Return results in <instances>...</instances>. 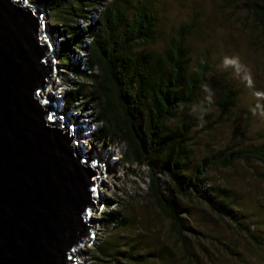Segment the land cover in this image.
I'll list each match as a JSON object with an SVG mask.
<instances>
[{"label":"trees","instance_id":"trees-1","mask_svg":"<svg viewBox=\"0 0 264 264\" xmlns=\"http://www.w3.org/2000/svg\"><path fill=\"white\" fill-rule=\"evenodd\" d=\"M28 1L44 6L57 22V30L51 33L61 37V53L67 52V57L74 46L80 49L82 39L89 40L87 70L81 71L70 63L68 68L76 79L89 82L90 86L74 83L77 88L64 95V109L78 105L86 94L87 103L82 108L94 114L93 142L103 144L113 140L121 144L124 146L121 162L146 169V198L168 221L170 233L187 256H192L188 239L197 232L191 226L189 209L178 205V196L204 200L218 221L228 222L254 245H261L244 223L246 217L236 212L232 193L209 186L205 172L211 168L227 170L238 161H255L264 167V143L236 151H210L199 161L194 158L195 121L208 123L214 107L226 112L236 100V93L228 90L214 105L208 101L200 104L213 71L208 51L194 60L190 57L193 51L189 43L201 31L194 19L161 38L157 30L158 0ZM98 3H104V10L96 23L81 33L72 24L77 20L83 22L86 10ZM221 3L245 13L264 44V0H221ZM65 64L66 59L62 58V65ZM107 203L121 202L107 200ZM120 209L104 216L108 237L115 229L121 235L133 230V221ZM116 248V241H107L91 258L95 264L147 263L140 254L136 256L135 247L128 246L121 254L115 253Z\"/></svg>","mask_w":264,"mask_h":264},{"label":"rangeland","instance_id":"rangeland-1","mask_svg":"<svg viewBox=\"0 0 264 264\" xmlns=\"http://www.w3.org/2000/svg\"><path fill=\"white\" fill-rule=\"evenodd\" d=\"M157 6L159 18L157 30L161 38L189 20L194 19L195 25L201 27V31L196 32L189 43L193 51L190 57L194 60L199 54L208 51L213 76L204 88L200 104L208 101L214 105L228 90L236 93V100L231 109L225 112L214 107L208 123L195 121L197 124L193 133L195 160L199 161L210 151L227 149L236 151L248 145L263 144L264 44L259 39V33L250 18L243 12L224 7L221 0H158ZM42 7L48 14L46 17L48 29L50 32L56 31L57 22L50 17L48 10ZM91 8L86 10V19L83 22L77 20L76 24H72L80 29L81 33L87 26L96 23L105 6L104 3H98ZM72 25L69 27H73ZM52 35L50 39L56 48L54 49L56 65L53 83L47 94L51 100L59 101L60 106L61 100L58 97L77 88L74 83L90 86L89 82L76 79L71 73L72 69L68 68L70 63V66L78 65L80 69L86 70L88 52L85 54L83 50H87L89 40L82 39L80 49L74 46L67 57V52L61 53L60 43L63 41L61 37L56 32ZM158 46L162 47L163 43L159 42ZM75 57L79 61L73 63L72 59ZM62 58L66 59L67 64L62 65ZM88 90L89 88L85 93H88ZM85 95L78 105L74 106V109L79 108L83 113L81 111L74 113L72 109L59 111L60 116L69 117L70 125L84 124L88 127L87 131L82 132L79 142L88 154L87 160L91 157L96 161L100 160L105 169V176L96 187L97 200L103 207L97 215L91 214L96 224V234L94 233L95 239L91 243L80 249L82 263L95 264L91 256L95 254L97 248L107 241H116L115 253L121 254L128 246L135 247L136 256L140 254L146 258V264H264L263 166L255 161L249 163L238 161L230 169L211 168L205 172L209 186L232 193L236 212L246 217L244 223L259 238L262 246L254 245L228 222L218 221L210 214L204 200L197 201L193 197L178 196L176 199L178 205L189 209L192 215L189 219L191 226L197 232L188 239L192 256H187L181 244L170 233L168 221L146 198V169L124 165L120 160L124 151L121 144L113 140L105 141L103 144L92 141L96 124L92 111L82 108L87 103ZM53 96H56V99ZM191 115L194 116L193 113ZM107 200H118L121 203L109 204ZM119 209L125 217L133 221V230L125 231L122 236L120 231L115 229L111 232L113 235L108 237L104 229V216Z\"/></svg>","mask_w":264,"mask_h":264},{"label":"water","instance_id":"water-1","mask_svg":"<svg viewBox=\"0 0 264 264\" xmlns=\"http://www.w3.org/2000/svg\"><path fill=\"white\" fill-rule=\"evenodd\" d=\"M47 15L28 0H0V264H84L91 214L103 207L102 161L87 160L81 128L47 94L56 61Z\"/></svg>","mask_w":264,"mask_h":264},{"label":"clouds","instance_id":"clouds-1","mask_svg":"<svg viewBox=\"0 0 264 264\" xmlns=\"http://www.w3.org/2000/svg\"><path fill=\"white\" fill-rule=\"evenodd\" d=\"M37 6H39V7H41V8H43L42 6H40V5H37ZM43 10H44V8H43ZM53 34V33H52ZM51 33L49 34V39H50V36H53ZM54 40V39H53ZM50 43H51V39H50ZM51 46H52V48H53V51H54V49H56L53 45H52V43H51ZM57 47H59V46H57ZM72 63V62H71ZM56 65V64H55ZM72 66V65H71ZM74 66V65H73ZM54 70H55V68H54ZM54 75H55V73H54ZM66 94V93H65ZM64 94V95H65ZM64 95H62V96H59L58 97V99H60L61 100V102H60V107L59 108H57L59 111H64V108H65V101H64ZM53 98L54 99H56V96H53ZM55 101V100H54ZM55 106L57 107V104H56V101H55ZM72 109V111L74 112V113H79V108L78 109H74V107L73 108H71ZM61 117H63L64 119H65V121H66V124H68V126L70 127V128H73V129H76L77 127H80L81 128V131L82 132H84V130H85V125H83L82 126V124H77V126L75 127V126H72V125H70V119H69V117H67L66 115H63V116H61ZM94 124H96V123H94ZM95 130V129H94ZM81 131H80V133H79V136H78V139H79V141H80V138H81ZM93 134V133H92ZM92 138V137H91ZM93 141V140H92ZM79 146L83 149V146L80 144V142H79ZM96 190V189H95ZM96 196L98 197V194L96 193ZM96 232V231H95ZM95 232H93V234H92V240L93 239H95L94 238V236H95ZM95 233V234H94Z\"/></svg>","mask_w":264,"mask_h":264},{"label":"bare ground","instance_id":"bare-ground-1","mask_svg":"<svg viewBox=\"0 0 264 264\" xmlns=\"http://www.w3.org/2000/svg\"><path fill=\"white\" fill-rule=\"evenodd\" d=\"M53 42V41H52ZM72 61H73V63H75V62H78L79 60L75 57V58H73L72 59ZM56 104H57V108H59L60 106H59V101H56ZM73 118V117H72ZM84 125V124H83ZM73 126H77V125H73ZM80 126V125H79ZM86 127V126H85ZM88 130V127H86L85 128V131H87ZM79 135V134H78ZM80 136H82V131H81V135Z\"/></svg>","mask_w":264,"mask_h":264},{"label":"built area","instance_id":"built-area-1","mask_svg":"<svg viewBox=\"0 0 264 264\" xmlns=\"http://www.w3.org/2000/svg\"><path fill=\"white\" fill-rule=\"evenodd\" d=\"M81 51H82V50H81ZM83 52H84L85 54H87L86 50H85V51L83 50ZM86 58H88V57H86ZM84 60L86 61V59H84ZM77 66H78V65H77ZM85 67H86V70H87V63H86V66H85ZM80 70H81V71H86V70H83V69H80Z\"/></svg>","mask_w":264,"mask_h":264}]
</instances>
